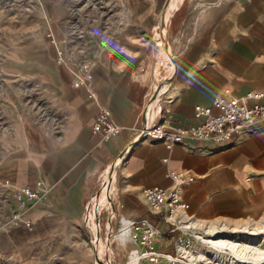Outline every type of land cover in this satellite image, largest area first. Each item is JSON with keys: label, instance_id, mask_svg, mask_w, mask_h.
<instances>
[{"label": "crops", "instance_id": "obj_1", "mask_svg": "<svg viewBox=\"0 0 264 264\" xmlns=\"http://www.w3.org/2000/svg\"><path fill=\"white\" fill-rule=\"evenodd\" d=\"M167 27L176 60L161 99L154 95L149 50L121 54L120 63L110 61V50L101 58L86 59L97 67L93 88L110 108L112 120L123 127L117 140L92 132L87 90L73 86L78 68L57 62L58 52L67 49L62 41L55 43L54 61L65 70L58 79L57 106L44 107L39 122L29 117L16 135L11 133L18 140L15 147L0 155V184L11 190L13 214L21 213V220L0 229V264H92L86 206L110 169L120 218L158 222L143 190L173 187L171 172L194 177L183 197L199 220H239L264 213V121L226 146L187 140L168 147L158 140L136 139L146 123L197 124L196 105L212 106L215 99L226 97L227 89L237 97L264 92V0H177ZM149 104L153 110L146 115ZM24 188L38 191L41 198L21 205L15 196ZM108 191L112 187L105 186L101 195ZM159 225L167 230L165 223ZM164 238L171 243L174 239L166 234L158 248L169 245Z\"/></svg>", "mask_w": 264, "mask_h": 264}, {"label": "rangeland", "instance_id": "obj_2", "mask_svg": "<svg viewBox=\"0 0 264 264\" xmlns=\"http://www.w3.org/2000/svg\"><path fill=\"white\" fill-rule=\"evenodd\" d=\"M165 2L0 0V155L9 154L15 147L18 140L13 139L17 137L12 138L11 133L16 135L29 117L34 116V121L39 122L44 107L57 106V94L61 90L58 79L64 77L65 71L54 61L55 43L59 40L68 50L64 54L70 59L69 64L84 68L91 74L93 68L97 67L95 61L89 62L87 58H101L103 52L108 53L110 50V61L120 63L123 54H133L143 49L149 50L152 64L158 60L157 67L165 72L167 59L171 54H176L169 45L167 32L169 14L176 2L171 1L164 15ZM163 20L165 28L162 27ZM163 31L166 33L164 38ZM113 175L112 169L104 173L101 186L86 210L85 224L91 231L88 238L91 241L92 264H127L131 250L137 247L133 241L125 244L118 239L120 234H117L123 224L115 209L117 194L112 182ZM105 186L112 187V192L101 195ZM0 189V229H4L14 221L13 209L16 203L7 185L0 184ZM198 223L203 224L201 232L207 230L204 228L209 223L211 229L225 226L234 236H245L244 240L247 241L258 237L264 242V213L256 218L209 222L199 220ZM219 234L222 233H216L214 237ZM183 238L191 241L190 246L194 251L201 252L202 263L231 264L230 259L233 257L230 249H226L223 254L200 243L191 234ZM100 240L102 242L99 243ZM163 240L169 245L158 248V242L155 247L165 253L175 252L174 243L165 238ZM183 245L190 251V246ZM142 264L151 262L146 259ZM161 264L179 263L164 259Z\"/></svg>", "mask_w": 264, "mask_h": 264}, {"label": "built area", "instance_id": "obj_3", "mask_svg": "<svg viewBox=\"0 0 264 264\" xmlns=\"http://www.w3.org/2000/svg\"><path fill=\"white\" fill-rule=\"evenodd\" d=\"M63 54L64 52H58L57 62L62 65L69 64L70 59ZM175 60L176 54H171L169 61L174 67L171 70L165 64V72L160 71L157 67L158 60L152 64L153 89L157 98L161 99L165 93L166 86L174 74ZM92 81L93 75L91 73L85 71L84 68H78L73 86L75 88L85 87L87 90L88 100L85 107L93 115L92 132L100 135L104 140H117L123 131V127L112 120L110 108L101 102L92 86ZM262 99H264V92L260 90L237 97L232 94L230 89H227L226 97L215 99L212 106L196 105L197 124L188 127H167L163 124L146 123L143 128L136 131V139L158 140L166 143L168 147L184 143L187 140L208 145H230L235 142L239 134L264 121ZM152 110L153 106L149 104L145 114L150 115ZM168 177L173 179V187L154 186L143 190L150 213L159 218L158 222L146 217L120 218L122 224L128 223L130 227L129 238L126 241H120L125 244L130 241L136 243L137 247L131 250L130 255H138L140 264L146 259H149L151 264H161L164 259L173 260L179 264H193L189 256L184 253L182 245L190 246V243H184L186 238L183 237L185 235L191 234L196 239V233L203 229L200 227L202 223H198V218L190 214L189 204L183 197L184 187L192 182L194 177L184 172H171L168 173ZM40 198L41 194L38 191L29 188L22 189L15 196V199L21 202L23 206L26 204V200L38 201ZM91 200L88 202L86 210ZM19 220H21V213L16 210L14 221ZM159 222L165 223L167 230H164ZM201 226L203 227V224ZM166 234L173 235L175 248L173 253H165L155 247L157 242Z\"/></svg>", "mask_w": 264, "mask_h": 264}, {"label": "bare ground", "instance_id": "obj_4", "mask_svg": "<svg viewBox=\"0 0 264 264\" xmlns=\"http://www.w3.org/2000/svg\"><path fill=\"white\" fill-rule=\"evenodd\" d=\"M175 2H177V0H175ZM165 26H166L165 20H163L162 27L165 28ZM165 34H166L165 31H163V38ZM201 225L202 224H200V227L202 228ZM211 226H212L211 224L207 223L204 228L207 230H205L203 233L202 232L196 233L195 237L200 243L209 245L211 248L214 249V251L223 254L226 253V249H230L231 250L230 255L233 257L232 259H230L231 264H264V247L262 246L264 242L262 241V239L258 237H254L251 238V241H247L244 240L245 236L244 237H238L237 235L234 236L235 234L230 233L228 231V228H226L225 226L213 227L212 229ZM121 229L117 234V235L120 234L118 239L121 241H126L130 235L129 224L124 223ZM120 231L122 232V234ZM216 233H222V234H219L218 236L214 237V234ZM205 234L207 235V237H205ZM210 237L211 239H206ZM184 241H185L184 243L186 242L190 243L189 240L184 239ZM182 248L184 250V253H186L189 256L193 264H197L198 262L200 264H209V262L202 263V261L200 260L201 252L194 251L191 247L188 248L190 250L188 251L186 250V247H184V245H182ZM208 253L211 254L210 251H208ZM215 256L217 257V255ZM128 259H129L128 264H140V257L138 255L131 254ZM219 264L222 263L219 262Z\"/></svg>", "mask_w": 264, "mask_h": 264}, {"label": "water", "instance_id": "obj_5", "mask_svg": "<svg viewBox=\"0 0 264 264\" xmlns=\"http://www.w3.org/2000/svg\"><path fill=\"white\" fill-rule=\"evenodd\" d=\"M172 0H166L165 4H164V12L167 10V8L170 6Z\"/></svg>", "mask_w": 264, "mask_h": 264}]
</instances>
